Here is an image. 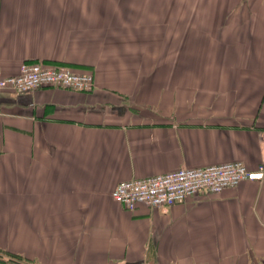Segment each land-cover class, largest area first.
I'll use <instances>...</instances> for the list:
<instances>
[{
    "label": "crops",
    "instance_id": "crops-1",
    "mask_svg": "<svg viewBox=\"0 0 264 264\" xmlns=\"http://www.w3.org/2000/svg\"><path fill=\"white\" fill-rule=\"evenodd\" d=\"M23 62L94 86L0 93V264H264V179L165 208L112 196L264 164V0H0V75Z\"/></svg>",
    "mask_w": 264,
    "mask_h": 264
},
{
    "label": "built area",
    "instance_id": "built-area-1",
    "mask_svg": "<svg viewBox=\"0 0 264 264\" xmlns=\"http://www.w3.org/2000/svg\"><path fill=\"white\" fill-rule=\"evenodd\" d=\"M46 85L90 91L94 86V79L91 74L35 62L21 63L16 74L0 75V93L28 92ZM263 179L264 164L250 170L242 161L233 160L203 167H182L163 174L124 180L116 185L112 196L129 210L139 203L165 208L183 202L199 191L218 193L245 180Z\"/></svg>",
    "mask_w": 264,
    "mask_h": 264
},
{
    "label": "trees",
    "instance_id": "trees-1",
    "mask_svg": "<svg viewBox=\"0 0 264 264\" xmlns=\"http://www.w3.org/2000/svg\"><path fill=\"white\" fill-rule=\"evenodd\" d=\"M7 255H8L11 259H14V260H20V258L17 257L16 255L9 254V253H7Z\"/></svg>",
    "mask_w": 264,
    "mask_h": 264
}]
</instances>
